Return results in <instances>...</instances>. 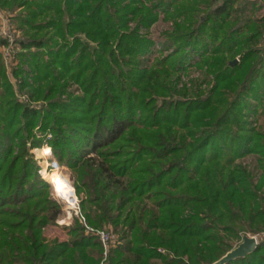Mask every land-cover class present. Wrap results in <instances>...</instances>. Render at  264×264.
Here are the masks:
<instances>
[{"label":"trees","instance_id":"trees-1","mask_svg":"<svg viewBox=\"0 0 264 264\" xmlns=\"http://www.w3.org/2000/svg\"><path fill=\"white\" fill-rule=\"evenodd\" d=\"M261 6L0 0L27 36L14 81L0 52V264H215L264 233ZM45 142L80 199L63 241L44 232L62 211L30 152ZM106 224L103 262L87 226ZM225 264H264V239Z\"/></svg>","mask_w":264,"mask_h":264},{"label":"rangeland","instance_id":"rangeland-1","mask_svg":"<svg viewBox=\"0 0 264 264\" xmlns=\"http://www.w3.org/2000/svg\"><path fill=\"white\" fill-rule=\"evenodd\" d=\"M258 1L262 5L258 14H264V0H258ZM12 13H13V17H12L11 22H12V25L17 30V33H16L17 41L19 42L21 40H25L27 38V36L25 35L24 30L19 28L20 24L17 20L16 12H12ZM167 27H168V23L164 22L163 20H160L152 26V28L150 29V33L154 39L158 40L161 37L162 32ZM157 43H158V45L160 44L159 42H157ZM22 52H25V50H22L20 48V50L18 51V54H17L18 55L17 56V64L15 67H18V65L20 63L19 62L20 61V53H22ZM236 59L238 61L239 57H237ZM192 75L196 77V76H198V73L193 72ZM8 76L12 81H14L12 73H8ZM188 81H189V75L183 74L182 75V81L179 85L182 86L183 85L182 82L185 83ZM20 98L22 100L27 99L26 96H21ZM31 104L41 105V103L36 104L33 102H31ZM37 129L38 128H36L35 131H38ZM38 136H41V135H38ZM48 136L50 137L51 135L49 134ZM30 152L33 153L35 159L41 165V170H40L41 176L44 178L43 173L45 170L49 171L50 173H59L62 176L64 182H66L68 184L71 195L73 196V198L75 200V207L68 208L66 203L63 201V199H61L59 197L58 189L55 186L53 187L54 184L45 178L46 180H48L51 183L53 198L58 200L59 203L62 205V211H61L56 223L45 228V230H44L45 236L49 241H53L55 239L63 241L65 239H67V237H68L66 234V229L64 227L73 223V217L79 211L78 204H79L80 199H79L78 195L76 194V190L74 187V175H73L72 171L67 166L59 163L57 158L54 156L52 148L49 145V143L45 142L40 147H34L30 150ZM245 162L247 164H250L251 166H255L256 165V158L254 156H248L245 159ZM104 227H112L113 228V226L110 224H106V225H104ZM245 235L257 236L259 242L264 239V233L248 232V233L243 235L241 240L235 242V248L243 241V238Z\"/></svg>","mask_w":264,"mask_h":264},{"label":"built area","instance_id":"built-area-1","mask_svg":"<svg viewBox=\"0 0 264 264\" xmlns=\"http://www.w3.org/2000/svg\"><path fill=\"white\" fill-rule=\"evenodd\" d=\"M12 17L13 13L11 11L0 9V52L3 56L8 73H11V69L16 66V55L20 50V45L16 37L17 30L11 22ZM87 227L91 232L98 236L103 243L104 262L107 259L111 248L120 244V236L113 230L112 227H104L101 229H96L89 226Z\"/></svg>","mask_w":264,"mask_h":264},{"label":"water","instance_id":"water-1","mask_svg":"<svg viewBox=\"0 0 264 264\" xmlns=\"http://www.w3.org/2000/svg\"><path fill=\"white\" fill-rule=\"evenodd\" d=\"M236 62H237V59L234 60L232 62V64H235ZM53 187H54V185H53ZM258 244H259V240H258L257 236L245 235L243 238V241L236 248L229 251L225 256H223L215 264H225V263H227L233 259H236L238 257H244L247 254L253 252L257 248Z\"/></svg>","mask_w":264,"mask_h":264},{"label":"bare ground","instance_id":"bare-ground-1","mask_svg":"<svg viewBox=\"0 0 264 264\" xmlns=\"http://www.w3.org/2000/svg\"><path fill=\"white\" fill-rule=\"evenodd\" d=\"M44 178L48 179L54 186L58 189L59 197L63 199L68 208L75 207V200L71 195L68 184L64 182L62 176L59 173H50L49 171H44Z\"/></svg>","mask_w":264,"mask_h":264}]
</instances>
